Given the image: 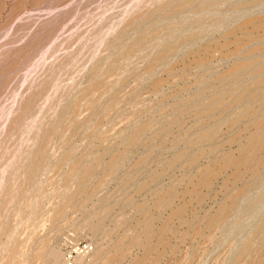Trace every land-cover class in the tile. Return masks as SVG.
<instances>
[{
    "label": "rangeland",
    "instance_id": "1",
    "mask_svg": "<svg viewBox=\"0 0 264 264\" xmlns=\"http://www.w3.org/2000/svg\"><path fill=\"white\" fill-rule=\"evenodd\" d=\"M263 110L264 0H0V264H264Z\"/></svg>",
    "mask_w": 264,
    "mask_h": 264
},
{
    "label": "bare ground",
    "instance_id": "2",
    "mask_svg": "<svg viewBox=\"0 0 264 264\" xmlns=\"http://www.w3.org/2000/svg\"><path fill=\"white\" fill-rule=\"evenodd\" d=\"M254 136H255V139H258L260 141L259 142V148L260 149H259L258 154L256 155L254 153V148H255L254 146L255 145H252L250 143L245 148L243 157L241 159V164H243L244 167L246 168V173H248L247 175H248L249 181H251V182H253L256 178H258L259 176H261V174L264 173V110L262 111L261 116L259 118L257 128H256V133ZM251 141H253V140H251ZM254 141H256V140H254ZM239 179L240 180L243 179L242 174L236 176V180H239ZM248 190H249V184H247L245 186V189L241 190V192L232 195V197H231V207L232 208L238 203V201H243V197L247 194ZM261 206H263V208H264V197H262L258 200V206H256L257 209L255 211V213H256L255 217H257V215H259L262 212L263 208H262V210H260ZM253 215L254 214H252L251 217H253ZM253 235L254 236H252L253 238H252L251 242H249L250 244H248L245 247L246 248L245 250L247 251V250H251L252 248H256V249L258 248V249H260V252L262 253V255H264V216L260 221V226H259L258 230L255 231V234H253ZM76 264H78V262Z\"/></svg>",
    "mask_w": 264,
    "mask_h": 264
},
{
    "label": "built area",
    "instance_id": "3",
    "mask_svg": "<svg viewBox=\"0 0 264 264\" xmlns=\"http://www.w3.org/2000/svg\"><path fill=\"white\" fill-rule=\"evenodd\" d=\"M93 251V245L91 243H82L67 246L63 257L64 264H76L78 257L85 256Z\"/></svg>",
    "mask_w": 264,
    "mask_h": 264
}]
</instances>
